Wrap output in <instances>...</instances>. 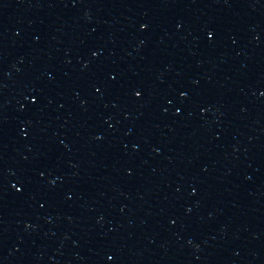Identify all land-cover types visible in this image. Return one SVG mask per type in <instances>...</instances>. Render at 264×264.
<instances>
[{"label": "water", "instance_id": "water-1", "mask_svg": "<svg viewBox=\"0 0 264 264\" xmlns=\"http://www.w3.org/2000/svg\"><path fill=\"white\" fill-rule=\"evenodd\" d=\"M0 264H264V0H0Z\"/></svg>", "mask_w": 264, "mask_h": 264}]
</instances>
